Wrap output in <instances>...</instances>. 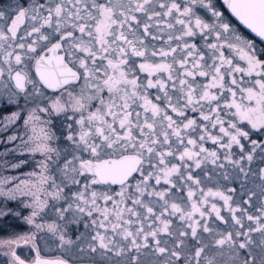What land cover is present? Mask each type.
<instances>
[{
	"label": "snow or ice",
	"instance_id": "obj_1",
	"mask_svg": "<svg viewBox=\"0 0 264 264\" xmlns=\"http://www.w3.org/2000/svg\"><path fill=\"white\" fill-rule=\"evenodd\" d=\"M223 4L264 42V0ZM262 56L216 0H0V157L35 164L0 178V222L29 226L6 264H264Z\"/></svg>",
	"mask_w": 264,
	"mask_h": 264
},
{
	"label": "rangeland",
	"instance_id": "obj_2",
	"mask_svg": "<svg viewBox=\"0 0 264 264\" xmlns=\"http://www.w3.org/2000/svg\"><path fill=\"white\" fill-rule=\"evenodd\" d=\"M216 3H217V6L219 7V9L224 13V15L231 21L232 25L238 30V32L242 35H244L245 37H247L248 39H251L253 41H255V39H253L252 37H250L249 35H247L246 33H244L239 27L238 25L234 22L233 19H231L225 12V10L223 9V7L220 5V3L218 2V0H216ZM139 15V14H138ZM201 15H204V12L201 10ZM161 27H163V25H161ZM142 31V30H141ZM153 31L155 32L156 29L154 28ZM167 31L168 30H165L162 35H163V40H156V41H153L151 40L150 38H148L146 40V43H149V44H154L157 48L159 47H167ZM212 38H210L211 40ZM197 43L199 45H204V41H200L199 39H197ZM256 45L258 48H262L256 41H255ZM173 46H175V44H173ZM205 51L207 52V49H205ZM225 51V55L226 56H229L230 58L233 59V62L234 64H239L241 67H245V62L240 60L239 59V56L238 54H236L235 52H232V51H229L227 49L224 50ZM134 60L137 59V58H133ZM158 59V58H157ZM238 76L240 74H237ZM255 79V76L253 77H247V76H244V86H250L251 82ZM198 82L199 83H205L206 80L204 78H198ZM149 93H150V98L153 99V101L155 102V96L157 95V90L156 89H150L149 90ZM230 99V97H229ZM221 106L223 107V100L221 101ZM139 110V109H137ZM206 110V109H205ZM188 115L191 117V118H195L197 120H199V113H194V112H191L189 111L188 112ZM221 115L224 117L225 120H228L230 119V114L229 115H225L223 112L221 113ZM22 124V121L20 122ZM227 126V125H225ZM20 132L22 133L24 130L23 128H20L19 129ZM213 133H217L218 132V129H213L212 130ZM9 134H12L11 131L8 132V133H3V134H0V136H3V137H6L7 135ZM18 143V141L16 142ZM14 147V144H9V145H3V144H0V152L4 151L5 148H12ZM205 147L209 148V149H214L217 147V145H213L211 143V141H208L206 144H205ZM21 159H24V160H31L32 158L28 155V154H25L23 156L19 155V153H15V154H9L8 156H4V157H0V163H2L3 161H8V165L9 166H6V167H3V168H0V178L2 177H12V176H17V177H20L21 179L25 178V174L34 170L35 168V164L34 163H29L28 165L26 166H23L22 168L20 169H12L10 167V164L12 163H17L19 162V160ZM41 159V157L39 156V154L36 155L35 157V160H39ZM177 161H173V163H175ZM38 170V169H37ZM196 173H199V170H195L194 174ZM208 187H213V185L209 184L207 185ZM228 186L230 187H236L237 188V192L235 194H233V199L239 203L241 202L243 199H246L245 196H242L240 194V190H239V186L238 184L236 183H232V184H229ZM112 189L114 191H119V188H114L112 187ZM180 195L184 196L185 199L183 201H178V202H182V203H187V199H186V191L183 192V193H180ZM218 205H221L223 202L222 201H217ZM10 207H16V203L15 202H12L9 204ZM101 206H103V203L101 202ZM109 207H111V203H109L108 205ZM251 212H255V208H250L249 209ZM29 212V210H24L23 214L24 215H27ZM222 214L228 218L229 217V214L226 210H222ZM13 217H9L8 219H12ZM174 220V225L173 227L175 228L177 225L180 224V222L178 220H176L175 218H173ZM1 223V222H0ZM24 228H29V226L23 224L22 225ZM219 227L220 230H223L224 228L228 227L227 225H223V224H220L219 221H215L213 223V227ZM83 230V229H81ZM58 248H56L55 246H52L50 249H44V251L46 252H51V253H54ZM9 258L8 257H5L3 255V252L0 251V264H6L7 260Z\"/></svg>",
	"mask_w": 264,
	"mask_h": 264
},
{
	"label": "flooded vegetation",
	"instance_id": "obj_3",
	"mask_svg": "<svg viewBox=\"0 0 264 264\" xmlns=\"http://www.w3.org/2000/svg\"><path fill=\"white\" fill-rule=\"evenodd\" d=\"M221 1V0H220ZM219 2V0H218ZM220 3V2H219ZM222 3V1H221ZM220 5L225 10L226 14L232 19L233 17L230 15V13L227 11L223 3ZM234 19V18H233ZM235 20V19H234ZM236 21V20H235ZM237 22V21H236ZM235 22V23H236ZM238 23V22H237ZM246 30V29H245ZM136 63L139 64L141 61L137 58L135 59ZM32 75L35 76V71L32 69ZM141 79H144L146 74L145 73H139ZM111 187L119 188L118 185H113ZM230 187V186H229ZM9 218V217H8ZM6 219L2 223V227H0V239H6L12 236L14 232H24L27 231V228H24L22 225L23 223L21 221L16 220L15 218L12 219ZM17 253L21 255L22 258H25L27 260H32L35 257V252L30 248V246L21 245L19 248L16 249ZM1 252H4V249H0ZM41 255L44 257H53L56 258L58 256H65L66 254L62 252L59 248L54 252H46L44 251L42 247Z\"/></svg>",
	"mask_w": 264,
	"mask_h": 264
},
{
	"label": "trees",
	"instance_id": "obj_4",
	"mask_svg": "<svg viewBox=\"0 0 264 264\" xmlns=\"http://www.w3.org/2000/svg\"><path fill=\"white\" fill-rule=\"evenodd\" d=\"M219 2L221 3V1L219 0ZM222 4V3H221ZM233 19V18H232ZM234 20V19H233ZM234 22H236L234 20ZM236 24L238 25V27L247 35H249L250 37H252L253 39H255V41L262 47L264 48V43L261 42L259 39H257L256 37H254L253 35H251L247 30H245L239 23L236 22ZM261 59H264V56L261 57Z\"/></svg>",
	"mask_w": 264,
	"mask_h": 264
},
{
	"label": "water",
	"instance_id": "obj_5",
	"mask_svg": "<svg viewBox=\"0 0 264 264\" xmlns=\"http://www.w3.org/2000/svg\"><path fill=\"white\" fill-rule=\"evenodd\" d=\"M222 1V3H223V0H221ZM224 5V4H223ZM225 6V8L227 9V6L226 5H224ZM227 11L230 13V15L244 28V29H246L251 35H253L254 37H256L257 39H259L260 40V38L259 37H257L256 35H255V33H253V32H251V30L250 29H248L245 25H243L235 16H233L232 15V13L230 12V10H228L227 9ZM261 41V40H260ZM262 42V41H261ZM264 43V42H263ZM45 258H51V259H54L53 257H45Z\"/></svg>",
	"mask_w": 264,
	"mask_h": 264
}]
</instances>
